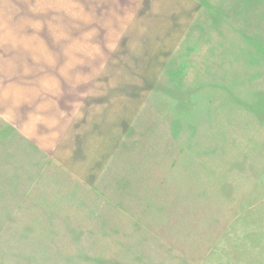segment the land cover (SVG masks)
Listing matches in <instances>:
<instances>
[{
	"label": "rangeland",
	"instance_id": "1",
	"mask_svg": "<svg viewBox=\"0 0 264 264\" xmlns=\"http://www.w3.org/2000/svg\"><path fill=\"white\" fill-rule=\"evenodd\" d=\"M143 1L0 0V264H264V0H187L97 180L52 158L75 102L50 99L56 73L87 87L126 38L180 31L160 5L134 33Z\"/></svg>",
	"mask_w": 264,
	"mask_h": 264
},
{
	"label": "crops",
	"instance_id": "2",
	"mask_svg": "<svg viewBox=\"0 0 264 264\" xmlns=\"http://www.w3.org/2000/svg\"><path fill=\"white\" fill-rule=\"evenodd\" d=\"M167 2L168 6H166ZM160 5L172 10L165 11L161 17L167 16L174 20L178 7H180L181 13L185 14L186 19L178 29L180 31L177 35L173 36L172 32L168 31L166 36L157 37L160 39L159 42H153L151 39L154 38L146 36H134L129 39L130 41L126 38L120 48L116 49L117 51L115 50L104 64L98 66L94 79L88 83L87 87L84 73L80 78L76 76L72 85H69V80L62 74L54 75L52 88H50L52 92L49 94L50 99L59 96L61 100H64V96L67 95L75 102L69 104L70 116L67 120L64 119V115L62 118L54 115V118L49 121V123L52 122L51 128L58 130L59 136L63 133L53 150L52 158L82 182L92 183L97 180L101 169L105 166L126 127L144 103L150 88L153 87L164 65L172 55L171 48L174 41L179 40L184 29L183 26L189 24V18L193 17V13H196L197 10V5L187 0H144L134 15L135 17L128 23L132 29L136 30L134 33L150 25L141 17H150L151 14L160 16L157 13ZM150 23H152L151 20ZM139 37L138 42L141 50L139 52L134 49L129 51L132 48L131 41L134 45L136 42L133 40L137 41ZM166 40L170 41L167 44L168 49L164 42ZM156 45H160V48H157ZM126 72H131L132 79H127ZM136 75L140 76L134 78ZM58 103L52 100L50 107L52 111H60ZM23 104H26V101ZM44 111L47 112V109ZM57 119H60L59 126L54 121ZM44 123H40L37 128L40 129V132L45 131L44 135H46L50 130L48 128V132L45 130ZM96 130H98V134L104 133L106 137L103 144L97 147L87 136ZM37 135L42 134L38 132ZM83 142H87L85 145L90 144L88 148L83 149L85 152L82 151ZM96 143L100 144L101 141H96ZM93 151H95L94 154Z\"/></svg>",
	"mask_w": 264,
	"mask_h": 264
}]
</instances>
